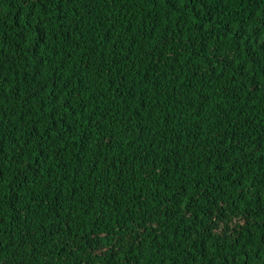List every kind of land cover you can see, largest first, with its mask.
Segmentation results:
<instances>
[{
  "label": "trees",
  "instance_id": "obj_1",
  "mask_svg": "<svg viewBox=\"0 0 264 264\" xmlns=\"http://www.w3.org/2000/svg\"><path fill=\"white\" fill-rule=\"evenodd\" d=\"M0 264H264V0H0Z\"/></svg>",
  "mask_w": 264,
  "mask_h": 264
}]
</instances>
